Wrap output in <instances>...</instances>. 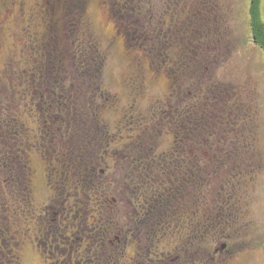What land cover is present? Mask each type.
<instances>
[{
    "label": "rangeland",
    "instance_id": "obj_1",
    "mask_svg": "<svg viewBox=\"0 0 264 264\" xmlns=\"http://www.w3.org/2000/svg\"><path fill=\"white\" fill-rule=\"evenodd\" d=\"M15 13L0 11V201L13 188L2 162L26 148L8 143L4 120L31 129L32 191L19 220L0 211V264H60L64 251L82 264L105 217L113 233L96 232L102 264H264V52L250 0H28ZM61 54L71 56L62 67ZM25 70L37 72L34 94ZM176 160L193 168L190 191L177 184ZM183 236L191 244L174 255Z\"/></svg>",
    "mask_w": 264,
    "mask_h": 264
},
{
    "label": "trees",
    "instance_id": "obj_2",
    "mask_svg": "<svg viewBox=\"0 0 264 264\" xmlns=\"http://www.w3.org/2000/svg\"><path fill=\"white\" fill-rule=\"evenodd\" d=\"M261 2H262V0H250V22H249V26H250V30H251V33H252L254 44L256 46H258L264 52V22H263L262 16H261ZM76 10H77V8H76ZM83 29H84V32L82 31V36L87 33L85 31L86 29L85 28H83ZM122 29H124V28L122 27ZM74 32H75L74 35L77 36V34L80 32V30L79 29L75 30V28H74ZM181 40L183 42V50H184L185 49V44L184 43H185L186 38H182ZM46 44H47L46 45L47 49H49V47H51L52 51H54L55 49L57 50V47H55L53 43L47 42ZM81 45H82V46H80V48H81L80 50L81 51H85V50L90 48V46L86 47L85 44H83V43H81ZM129 46L130 47H134L133 44H129ZM149 52L152 53L153 56H156V54L154 52H151V51H149ZM183 52H185V50ZM32 56H33V60H35V62L37 64H39L41 58H43V55L41 56V54L38 53V52H34V54ZM180 56H182V59H183V60H181V62L182 63L185 62V60H184V58H186L185 53H183ZM46 58L55 59L56 55H52V57L51 56H46ZM58 58H60L59 59L60 60V64H61L60 66L62 67V65L65 64L66 59L71 58V56L68 55V54H66V55L61 54V57L57 56V59ZM47 69L51 70V68H47ZM40 70L43 71L44 69L43 68H39V71ZM25 71H26L25 72L26 73L25 77H24V79H20V82L26 83L27 91H28L29 94H31V93L34 94V92H36V87H37L36 85L38 84V81L36 79L37 78L36 77V73L37 72L35 71L33 73H31V72L28 73L27 70H25ZM27 106H28V108H30V105H27ZM45 110H48V109L42 107V111L40 112L41 113L40 115L43 116V118H44L45 115H47L44 112ZM50 112L54 113L53 112V108H51ZM45 119H47V117ZM14 121L15 122L4 120L1 123V128L3 127V131H7L8 132V130L6 128H10V130L13 131L10 134V135H13L11 137L12 140L8 141V143L16 144V145H18V144L19 145L20 144L24 145V147H26L30 151V149H31L30 146L31 145H30L29 141H30L31 138H30L29 135H30L31 129L25 123H21L19 117H17V119H14ZM24 136H25L26 139L25 138L23 139ZM26 148L25 149L23 148L24 151L22 150V153L19 154L18 157L15 158V156L10 154V156L9 155L6 156V158H4V161L2 162L3 169H5L6 171H11L12 172L13 188L10 189V190H9V188H7V194L3 197L4 201L2 200V197H1L0 211L3 209V206H5L4 207V211H7V214L10 213V215H13V217H15V220H19L20 219L21 216H19V215H21L22 213L27 211L25 209V206H27V205H29L31 203V200L28 199L29 192L32 191L31 179L30 178L28 179L26 177V173H28V170H29L30 173H32V172H31V169H30V157L28 159V153H26L27 152ZM217 160H218V156H217ZM15 166L17 168V173H16L17 177L16 178H15V176H13V169L15 168ZM85 167H86V165L85 164L83 165L82 162H79V161L75 162L74 173H75V175L78 178L89 177L90 173L88 171H86ZM86 179H90V183H91V178H86ZM23 180H26V184L25 185H23V183H22ZM4 183H5V181H4ZM90 190H91V187H90ZM99 190H101V189L99 188ZM65 202L67 203L68 200H65ZM2 215H4V214L0 213V218L2 217ZM78 216H79V219L81 220L82 228L84 230V234L88 238V235H87L88 232L86 231L87 225L85 223V216L81 215L80 213H77V215H74L73 217L76 218ZM101 216H103V215H101ZM104 217H105V215H104ZM180 221H183L184 223L188 222V225L189 224H191V225L195 224L192 217L190 218V222L188 220H180ZM180 221H178L177 224H179ZM101 222H103V223H101ZM108 223H110V219L108 218V220H107L106 217H105V221L104 220H100V222L97 221L98 225H95V230L97 232V235L101 239H102V237H101L100 234H104V232H106V229H107L108 234H109L108 236H110L113 233L112 232L113 230L110 228L111 229V231H110V229H109V227L111 226V223H110V225H108ZM0 224H2L1 220H0ZM51 228L53 229L52 226H51ZM178 229H179V226L177 225V230ZM115 231H117V228H115ZM96 232L93 233V235H89V238L87 239L88 244H90V247L87 250V253L85 254V257H83V259H85V261H83V262H85V263L102 264L103 257H101L100 253H98V252L95 253L94 252V251H96L98 249V245L97 244L99 243L98 237L96 236ZM2 234H3L2 235V240L4 242L7 241V237L8 236L12 235V234L8 235L5 230L2 231ZM158 237H159V234H154V235H151L152 239L150 238V243H152L153 246H154V249L151 251L152 255H154V256L157 255V252H158V249H156L157 248L156 247V242L160 241V237L159 238ZM173 237H174V234H171V237H170V235H168V236L165 237V239H167V238L168 239H173ZM184 237L185 236H183L182 238H183V240H184L186 245L181 244L182 241L180 243L179 240L182 239V238H180V239L178 238L177 239V237H176V238H174V241L175 240H177V241H175V242L171 241L173 243V247L170 248V251L173 252L174 255H176L178 249L180 250V249L183 248V252L188 250L189 246H187V245L191 244V239H190L191 237H186V238H184ZM8 244L10 245V251H11V247H13L14 250H15V238H14V236H10ZM102 244H103V242H102ZM75 251H78V249L75 250ZM148 251L149 250L147 249L146 253ZM58 253H61V252L58 250ZM110 254H111V252L108 255H110ZM146 255L149 257L148 254H146ZM8 257H9V255L6 256V254H5V256L3 258L5 259V258H8ZM10 258H11V256H10ZM62 259H64V260H61L60 264H64L65 260H66V262H68V257L65 254V251L62 253Z\"/></svg>",
    "mask_w": 264,
    "mask_h": 264
},
{
    "label": "flooded vegetation",
    "instance_id": "obj_3",
    "mask_svg": "<svg viewBox=\"0 0 264 264\" xmlns=\"http://www.w3.org/2000/svg\"><path fill=\"white\" fill-rule=\"evenodd\" d=\"M27 1L28 0H0V11H1V13L3 10H5V14L2 15L3 18H5L6 20L13 19L16 15L15 10H19L20 13L24 12V10H26V2ZM0 19H1V14H0ZM5 24L6 23L3 22V25H0L2 27V29L5 27ZM210 114H211L210 118L212 119L213 113L210 112ZM191 123H192L191 121H188V124L186 122L182 123L183 130L186 131L185 133L188 137L196 136L197 133L199 132V131L197 132V128L191 126ZM191 153H194V150L191 151ZM176 163H178V164L176 165ZM173 172L175 174V178H176L178 186L181 185V188L188 186V190L190 191V188L194 184L193 168H191L190 165H188V164L184 165L181 163V161L176 160L175 167H173ZM181 188L178 187V191ZM189 193L190 192H188V194ZM64 264H72V259H68V262H66V260H65ZM82 264H89V263L82 262Z\"/></svg>",
    "mask_w": 264,
    "mask_h": 264
}]
</instances>
